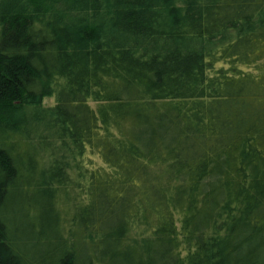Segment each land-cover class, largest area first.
I'll return each mask as SVG.
<instances>
[{"label": "trees", "instance_id": "obj_1", "mask_svg": "<svg viewBox=\"0 0 264 264\" xmlns=\"http://www.w3.org/2000/svg\"><path fill=\"white\" fill-rule=\"evenodd\" d=\"M0 264H264V0H0Z\"/></svg>", "mask_w": 264, "mask_h": 264}, {"label": "rangeland", "instance_id": "obj_2", "mask_svg": "<svg viewBox=\"0 0 264 264\" xmlns=\"http://www.w3.org/2000/svg\"><path fill=\"white\" fill-rule=\"evenodd\" d=\"M54 102L53 97L47 96L42 99V105L43 106H48L51 105Z\"/></svg>", "mask_w": 264, "mask_h": 264}]
</instances>
